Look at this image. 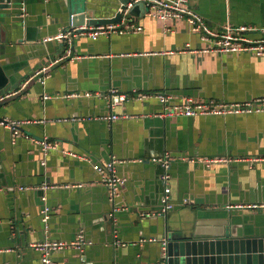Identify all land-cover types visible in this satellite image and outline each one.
<instances>
[{
    "label": "crops",
    "instance_id": "1",
    "mask_svg": "<svg viewBox=\"0 0 264 264\" xmlns=\"http://www.w3.org/2000/svg\"><path fill=\"white\" fill-rule=\"evenodd\" d=\"M9 1L17 6L0 8V66L9 79L0 118L22 124L16 138L0 125V264H42L31 243L71 241L79 233L93 243L57 252L55 264H159L156 247L170 229L193 227L197 219L229 218L240 234L264 237V111L164 114L166 106L188 101L226 105L264 96V54L210 49L185 18L162 20L146 9L133 18L139 31L45 42L73 26L72 0H24L22 25L21 2ZM190 4L218 31L264 26V0ZM119 5L89 1L99 18L114 17ZM67 49L72 54L53 65L44 84L30 79ZM113 88L127 96L117 106ZM115 113L121 117L103 118ZM43 138L57 149L45 155L34 142ZM113 156L127 178L115 199L93 167ZM200 157L231 160L207 165ZM152 158L170 159L175 206L165 213V166ZM44 206L51 209L47 230Z\"/></svg>",
    "mask_w": 264,
    "mask_h": 264
},
{
    "label": "built area",
    "instance_id": "2",
    "mask_svg": "<svg viewBox=\"0 0 264 264\" xmlns=\"http://www.w3.org/2000/svg\"><path fill=\"white\" fill-rule=\"evenodd\" d=\"M137 2H143L149 6L148 13L158 19H179L185 18L191 26V29L202 35L203 39H206L212 43L210 49H216L222 52H252L257 55L264 54V26H253V25H231L227 24L221 31L213 29L205 20V18L197 12L192 5L190 0H132L126 8L123 10L122 20L120 23L98 25V26H71L65 30L60 31L57 35L49 36L45 42L49 41H64L68 44L73 43V39L77 35H89L92 39H98L103 35H110L113 33L125 34L134 31H139L142 29L138 25L132 16H130L129 9ZM23 16H26V11L24 10ZM254 33L258 34V37L252 36ZM215 46H214V45ZM213 47V48H212ZM208 50V49H207ZM72 54L71 50L66 51L64 55L54 58L51 62L40 67L30 79L38 77V81L45 83L50 69L54 64L63 61L65 58ZM43 74L42 76H40ZM29 79V80H30ZM27 81L23 84L26 86ZM86 95L90 96L88 92ZM77 96V93H69L65 97ZM45 98H50L51 95H45ZM160 100L163 103H169L170 97L164 94L159 95ZM127 99V96L122 93H118L117 89H111L110 100L113 106H117ZM264 111V96L255 97L251 100H247L239 103L232 104H221L215 105L208 102H191L188 101L184 104H176L173 106H166L164 114L165 115H200V114H226V113H243V112H261ZM121 117L118 114H111L104 116V119L114 120ZM21 122L16 120H11L4 118L0 120V125L9 127L13 131V136L18 137L21 132ZM26 137L29 138V135ZM34 142L40 144L42 149L47 155L51 150L57 149L58 145L55 142L50 141L48 138L34 139ZM70 155L75 156L74 153ZM87 158V157H85ZM143 159H138L137 161L142 162ZM230 158L227 157H212V158H198L197 161L205 163L207 165L219 162H228ZM151 162H161L165 166V173L163 174V180L165 182L164 193L162 197V206L160 210L165 213L171 211L174 208V204L170 198L171 188L169 185V158H152ZM123 161H118L116 157H111L109 160L101 163L93 162L94 169L101 175L104 182L110 187L111 199L118 197L121 189L127 182V178L119 175L117 172V165ZM135 162V161H133ZM67 186H71L67 184ZM49 186L45 185L44 188ZM264 206V205H263ZM257 207V206H255ZM51 209L48 206H44L42 213V221L45 224L47 230L49 226V220L51 218ZM160 212V213H162ZM153 240V239H151ZM167 240H163V244H166ZM93 242L87 239L83 233H79L77 237L71 241L53 239L47 237L41 241L31 243L30 246L37 249L42 253L41 261L42 264H55L54 255L57 252L66 249H76L83 251L88 245Z\"/></svg>",
    "mask_w": 264,
    "mask_h": 264
},
{
    "label": "water",
    "instance_id": "3",
    "mask_svg": "<svg viewBox=\"0 0 264 264\" xmlns=\"http://www.w3.org/2000/svg\"><path fill=\"white\" fill-rule=\"evenodd\" d=\"M15 1L21 2L17 11L19 22L16 24L22 25L25 21L24 0ZM89 1L72 0L70 12L73 26L94 27L120 23L123 10L132 0H119L118 12L114 17L107 18L97 17ZM13 5L9 0H0V8H11ZM145 9L149 11L147 4L137 2L129 9V13L133 18H139ZM8 82L6 71L0 66V93L8 89ZM3 103L4 100L0 101V108ZM166 240V244L162 241L156 247L159 264H264V237L248 232L240 234L229 218H225L222 223L197 219L193 227L170 229Z\"/></svg>",
    "mask_w": 264,
    "mask_h": 264
}]
</instances>
